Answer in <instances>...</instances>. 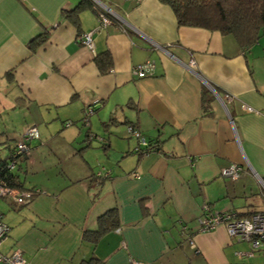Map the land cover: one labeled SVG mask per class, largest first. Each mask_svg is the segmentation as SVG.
<instances>
[{"label":"crops","instance_id":"1","mask_svg":"<svg viewBox=\"0 0 264 264\" xmlns=\"http://www.w3.org/2000/svg\"><path fill=\"white\" fill-rule=\"evenodd\" d=\"M79 1L0 0V118L8 120L0 132L14 146L35 126L39 139L29 150L52 152L47 165L28 164L25 155L19 180L37 192L31 200L0 199L9 228L0 253L19 248L25 264L92 257L102 264H264V252L222 226L196 232L204 208L264 210L257 179L264 180V36L241 49L231 35L178 27L158 0H89L93 9H83L75 27L62 13ZM97 12L112 23L98 26ZM89 32L91 49L81 41ZM41 34L44 42L30 48ZM102 52L111 57L110 73L94 61ZM147 61L153 75L133 77L132 68ZM87 107L93 111L84 123ZM111 117L115 124L105 127ZM127 125L158 152L138 155ZM230 164L241 167L236 180L220 175ZM105 171L108 177H97ZM111 208L119 227L95 244L83 241Z\"/></svg>","mask_w":264,"mask_h":264},{"label":"trees","instance_id":"2","mask_svg":"<svg viewBox=\"0 0 264 264\" xmlns=\"http://www.w3.org/2000/svg\"><path fill=\"white\" fill-rule=\"evenodd\" d=\"M160 3L168 6L172 11L178 27L201 28L208 31H217L224 35H231L241 49H245L256 43L258 39L264 36V0H158ZM92 8L93 3L89 0H80L77 5L69 11L62 13L63 17L72 25L78 27L79 14L85 8ZM46 34L36 36L29 42V47L34 48L44 42ZM94 61L101 74L110 73L111 57L108 52H102L95 56ZM206 92H203L202 106L204 110ZM128 107H131L128 104ZM113 117L105 124L109 127L115 124ZM132 126L133 125H127ZM126 126V127H127ZM136 129V128H135ZM0 134H2L0 132ZM147 145L136 150L138 155L158 152L157 143L146 142ZM15 146V145H14ZM13 147H8L7 155H0V180L19 191H28L31 193L30 200L37 194L35 190L24 188L19 180L17 173L13 170H20L25 162L23 153L19 157V163L15 169L9 170L8 164L11 159ZM4 200V199H3ZM7 201V200H6ZM1 214V213H0ZM239 215V214H238ZM251 215V214H250ZM250 215H239L248 217ZM116 208L106 210L97 217V225L94 230L84 231L82 240L95 244L96 241L105 233L115 230L119 227ZM82 264H102L92 257L85 260Z\"/></svg>","mask_w":264,"mask_h":264},{"label":"built area","instance_id":"3","mask_svg":"<svg viewBox=\"0 0 264 264\" xmlns=\"http://www.w3.org/2000/svg\"><path fill=\"white\" fill-rule=\"evenodd\" d=\"M140 1V0H137ZM97 17L99 21L98 26L110 25L112 23L110 17L106 16L104 13L97 12ZM81 41L84 46L91 49L92 40L91 32L83 35ZM156 49L165 51L164 47L155 46ZM194 65L193 61H189L188 66L192 67ZM154 62L147 61L136 65L132 68L131 74L135 78H145L150 77L154 73ZM231 96L225 94L222 96V100L229 101ZM93 109L87 107L84 112V123H87L88 116L92 113ZM69 124V123H68ZM67 124V125H68ZM126 131L129 136L135 138L138 142L136 150L143 148L147 145L146 140L140 135L138 130L132 126H127ZM91 139V137H89ZM39 133L35 126L27 128L24 133L16 141L14 150L11 154V159L8 164V169L13 170L19 163V157L21 154L26 153L29 150V143L32 140H38ZM102 175L97 174L98 178L108 177L109 171ZM241 174V167L236 164H230L220 170V175L222 177L230 178L231 180H236ZM262 189V197H264V180L257 177ZM31 198V193L28 191H19L12 188L6 184L5 181L0 180V199L7 200L16 206L25 205ZM205 212L202 216L198 217L196 220V232L206 233L215 230L216 228L222 226L229 238L235 239L237 241H247L253 250H259L264 252V210L251 214L248 217H240L235 212H216L211 213L208 208H204ZM9 228L2 221V216L0 214V245L8 236ZM190 246L195 249V245L191 238L188 239ZM0 264H25L22 252L19 248H14L9 254L4 255L0 253ZM130 264H144L139 261L132 260Z\"/></svg>","mask_w":264,"mask_h":264},{"label":"rangeland","instance_id":"4","mask_svg":"<svg viewBox=\"0 0 264 264\" xmlns=\"http://www.w3.org/2000/svg\"><path fill=\"white\" fill-rule=\"evenodd\" d=\"M7 123H8V120L6 118L5 119L0 118V130L2 128V125L3 124L7 125ZM12 137L13 136L0 134V155H2V157L7 155L8 146L9 147L13 146L14 141L10 140ZM53 142H55L54 137L51 140V143H53ZM48 149H49V147L47 146L44 149H41V150L36 151V152H35V149L34 150H28L26 152V154L29 155L27 163L29 164L31 161L33 163V165H38L41 163L46 164V165L49 164L48 162L50 161V158H51L50 156H51L52 152L49 151ZM13 172L18 174L21 181H23V178L26 177L21 171L19 172V170H17V169L13 170ZM27 173H28V176H31L32 170L31 169L28 170ZM0 207L3 208V205L0 204Z\"/></svg>","mask_w":264,"mask_h":264},{"label":"water","instance_id":"5","mask_svg":"<svg viewBox=\"0 0 264 264\" xmlns=\"http://www.w3.org/2000/svg\"><path fill=\"white\" fill-rule=\"evenodd\" d=\"M95 1L98 2V3H100L99 0H95ZM206 84H207L209 90H210L214 95H217L216 92L214 91L213 87L210 86V84H208V83H206ZM217 97H218V95H217ZM89 137H91V136H88V138H89ZM89 139H90V138H89Z\"/></svg>","mask_w":264,"mask_h":264}]
</instances>
